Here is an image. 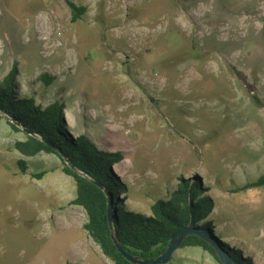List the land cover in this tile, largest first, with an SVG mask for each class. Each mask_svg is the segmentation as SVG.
<instances>
[{
	"label": "rangeland",
	"instance_id": "1",
	"mask_svg": "<svg viewBox=\"0 0 264 264\" xmlns=\"http://www.w3.org/2000/svg\"><path fill=\"white\" fill-rule=\"evenodd\" d=\"M69 1L85 11L74 23L64 0H0V81L15 64L21 94L59 101L74 135L124 156L127 210L149 215L180 178L198 181L215 236L264 264V190L237 192L264 173V0ZM24 138L2 119L0 264H113L61 160L25 159ZM166 264L221 263L186 246Z\"/></svg>",
	"mask_w": 264,
	"mask_h": 264
},
{
	"label": "trees",
	"instance_id": "2",
	"mask_svg": "<svg viewBox=\"0 0 264 264\" xmlns=\"http://www.w3.org/2000/svg\"><path fill=\"white\" fill-rule=\"evenodd\" d=\"M64 1L71 13L70 22L80 20L85 13L84 8L76 6L69 0ZM17 74V66L14 64L10 72L0 81V113L25 128L33 136L24 132L25 138L15 141L13 149L25 159L41 153L54 154L58 157L45 142L62 151L68 164L59 157L62 163L61 172L72 178L75 184L74 198L70 205L79 207L84 212L86 222L82 225V229L113 264L132 263L114 246L107 217L109 198L113 233L119 246L135 259L151 261L156 259L171 239L189 226L195 231L207 232L225 254L238 264H251V258H244L239 249L229 248V245L215 236L212 219L215 205L208 196L207 190L198 181H183L180 178V183L175 189L151 203L149 215L127 210L123 200L119 199V195L126 192L127 186L116 174V170L124 161V156L119 152L110 153L99 149L81 134L74 135L65 123L63 104L55 101L45 108L37 105L33 98L19 91L15 82ZM44 78H46L45 74L41 75V79ZM46 85L49 83L46 82ZM1 121L0 116V123ZM6 123L13 132H21L14 124L7 120ZM25 159H19L16 166L24 175L28 169ZM47 172L48 170L42 169L31 173L30 177L40 180ZM92 181L98 182L102 190ZM253 189L264 190V173L254 181L241 186L237 192ZM186 246L200 248L219 262L211 244L200 237H186L179 248Z\"/></svg>",
	"mask_w": 264,
	"mask_h": 264
},
{
	"label": "water",
	"instance_id": "3",
	"mask_svg": "<svg viewBox=\"0 0 264 264\" xmlns=\"http://www.w3.org/2000/svg\"><path fill=\"white\" fill-rule=\"evenodd\" d=\"M0 116L2 117V119L7 120L8 122L14 124L16 127H18L21 131L25 132V134L33 136L30 132L26 131L25 128L21 127L20 125L12 122L9 118H7L6 115L0 113ZM48 146H50L52 148L53 151H55V153L58 155V158L60 157L61 160H63L64 163L68 164V161L66 160V157L64 156V154L62 153L61 150H59L58 147H55L51 144H49L48 142H45ZM94 184H96L98 186L99 189L102 190V186L100 184H98V182L96 181H92ZM110 203H111V199H108V205H107V217L109 220V228L111 231V237L112 240L114 241V246L116 248V250L125 258L127 259L129 262H131L132 264H166L167 262H170L171 257L173 255V253L175 252V250H177L180 246V244H182L183 240L186 237H200L201 239H203L204 241H207V243H210L211 246L214 248L215 250V255L217 257V260L221 263V264H238L236 261H234L233 259H231L229 256H227L225 254V252L218 246L217 242L216 244L214 243L216 240L211 237L209 234H207V232L205 231H195L193 229H190L189 226H186L185 228H183L178 234H176L171 241L169 242V244H167L165 250L154 260H139V259H135L134 257H132V255L127 254L120 246H119V242L117 240V238L115 237V234L113 233V229H112V218H111V210H110ZM214 240V241H213Z\"/></svg>",
	"mask_w": 264,
	"mask_h": 264
}]
</instances>
